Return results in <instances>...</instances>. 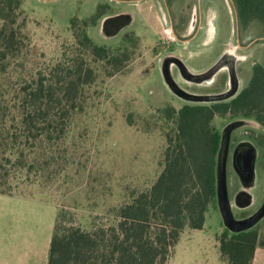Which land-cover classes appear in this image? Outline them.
I'll list each match as a JSON object with an SVG mask.
<instances>
[{
  "label": "rangeland",
  "instance_id": "374dc122",
  "mask_svg": "<svg viewBox=\"0 0 264 264\" xmlns=\"http://www.w3.org/2000/svg\"><path fill=\"white\" fill-rule=\"evenodd\" d=\"M118 5L115 0L23 1L29 41L8 91L24 86L25 80L34 90L36 80L44 78L45 84L54 85L56 97L65 96L57 109L67 119L64 133L51 142L42 141L34 129H14L29 136L32 155L38 159L21 193H0V264H46L58 215L62 227L107 229L115 220L113 209L148 190L164 167L167 137L175 132L172 121L158 110L187 104L161 77L160 64L170 38L161 33L154 15L142 9L132 10V20L119 34H109L105 24ZM84 19L95 43L113 53L127 46V57L118 68L96 59L91 49L79 43ZM128 34L134 36L131 42L125 40ZM176 51L182 53L180 48ZM79 62L82 70L77 74ZM70 82L73 90L65 93ZM212 123L220 133L233 125L231 137L246 126L220 116ZM238 142L253 143L256 155L250 180L241 178L230 154L227 157V195L234 217L241 208L236 200L242 191L250 195L249 206L255 211L264 203V143L258 146L245 137ZM34 178L38 180L32 183ZM224 229L216 202L210 203L203 226L185 225L165 264H226L218 240ZM250 229L258 232L262 243L258 247L264 248V216ZM258 260L264 264V258Z\"/></svg>",
  "mask_w": 264,
  "mask_h": 264
},
{
  "label": "trees",
  "instance_id": "16d2710c",
  "mask_svg": "<svg viewBox=\"0 0 264 264\" xmlns=\"http://www.w3.org/2000/svg\"><path fill=\"white\" fill-rule=\"evenodd\" d=\"M23 1L0 0L1 194L21 193L38 159L32 155L29 136L17 134L14 129H34L42 141L51 142L64 133L67 119L57 109L65 96L56 97L54 85L45 84L44 78L32 79L37 81L34 90L25 80L24 86L8 91L18 77V59L29 41L26 31L29 16ZM237 2L246 20L258 19L264 23V0ZM81 23L79 43L91 49L96 59L106 60L118 68L127 57V46H119L117 53H113L88 36L87 20ZM81 70L79 62L74 71L79 74ZM254 78L258 81L255 91L264 90V70L259 69ZM72 90V83H67L65 93ZM158 112L172 121L175 133L167 137L164 167L151 187L139 192L130 203L114 208L115 220L107 229L62 227L58 223L59 215L56 216L46 264H165L183 227L203 226L208 205L216 202L215 169L220 132L212 120L215 116L223 117V111L218 104H186L179 109L167 105ZM218 240L219 255L226 264H252L255 248L262 245L255 229L238 233L224 229Z\"/></svg>",
  "mask_w": 264,
  "mask_h": 264
},
{
  "label": "flooded vegetation",
  "instance_id": "af4514ba",
  "mask_svg": "<svg viewBox=\"0 0 264 264\" xmlns=\"http://www.w3.org/2000/svg\"><path fill=\"white\" fill-rule=\"evenodd\" d=\"M115 2L121 5L110 12V19L105 24L108 33L117 35L124 30L132 20V10L142 9L154 15L161 33L170 38L169 49L163 58L173 81L182 90L191 95L222 94L236 86L235 94L226 100L187 102L190 106L218 104L223 117L246 124L231 137V161L239 139L250 138L258 146L260 142L264 143V90L255 91L258 81L254 78L259 69L264 70L263 22L258 19L246 20L239 11L237 0ZM94 23L95 20L91 21L92 25ZM128 35L125 40L131 41L130 38L134 36ZM178 48L182 53L176 51ZM184 66L188 70L187 78L183 74ZM234 73L235 79L232 80ZM236 202L241 204L239 196ZM254 212V209L246 206L236 210L235 217L245 218Z\"/></svg>",
  "mask_w": 264,
  "mask_h": 264
},
{
  "label": "water",
  "instance_id": "95a60500",
  "mask_svg": "<svg viewBox=\"0 0 264 264\" xmlns=\"http://www.w3.org/2000/svg\"><path fill=\"white\" fill-rule=\"evenodd\" d=\"M185 67V66H184ZM160 71L162 79L167 88L176 96L180 97L188 102H203L210 103L214 101L226 100L233 96L236 92V86L230 91L222 94H203V95H191L186 91L182 90L172 79L170 69L166 63L165 58L162 59L160 64ZM184 77H188V70L184 68ZM234 75V76H233ZM231 75V79H235V73ZM207 76H204L206 78ZM203 78V79H204ZM235 123V122H233ZM237 123V122H236ZM233 125L224 127L220 133V142L216 155V169H215V190H216V204L219 209L222 221L226 226V229L232 233H238L250 229L256 222L264 216V203L254 213L248 217L237 219L234 217L231 211L230 203L228 200L227 184H226V161L229 155L230 143H231V132ZM256 155V147L251 142H238L235 145L232 166L234 171L239 174L244 180H250L254 171V161ZM243 200L240 207H246L250 205V195L242 191L240 192L239 200Z\"/></svg>",
  "mask_w": 264,
  "mask_h": 264
},
{
  "label": "crops",
  "instance_id": "0c3cea01",
  "mask_svg": "<svg viewBox=\"0 0 264 264\" xmlns=\"http://www.w3.org/2000/svg\"><path fill=\"white\" fill-rule=\"evenodd\" d=\"M261 258H264V248H260V247L257 246L255 248V251H254L252 264H259V260L258 259H261Z\"/></svg>",
  "mask_w": 264,
  "mask_h": 264
}]
</instances>
